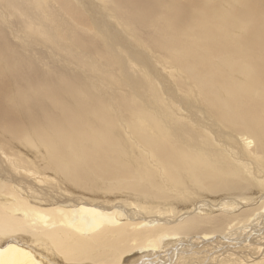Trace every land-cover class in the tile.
<instances>
[{
    "label": "bare ground",
    "instance_id": "1",
    "mask_svg": "<svg viewBox=\"0 0 264 264\" xmlns=\"http://www.w3.org/2000/svg\"><path fill=\"white\" fill-rule=\"evenodd\" d=\"M255 185L264 0H0V264H264Z\"/></svg>",
    "mask_w": 264,
    "mask_h": 264
},
{
    "label": "rangeland",
    "instance_id": "2",
    "mask_svg": "<svg viewBox=\"0 0 264 264\" xmlns=\"http://www.w3.org/2000/svg\"><path fill=\"white\" fill-rule=\"evenodd\" d=\"M3 24H4L5 28L8 30V25L6 23H3ZM19 29L20 30H18V31L22 30L21 27ZM21 32H17V34L25 41L26 44H21V42H16V44H17L16 46L18 47L19 51L23 52V50H22L23 48L28 49V50H35L36 49L35 45L43 47V44L41 42H39L38 40H36V38L33 37L31 34H29L28 32H25V33L24 32L21 33ZM8 33H9V31H8ZM25 45H28V46H25ZM39 51H42L44 54L47 53L46 54V60H47L46 62L49 64V67H52V65L53 66L55 65V66H59L61 68V56H59L58 54H55L56 51H54V50L52 51V49H49V48H41V49H39ZM44 51H46V52H44ZM55 55H57L56 59L53 58V57H55ZM48 60H50V61H48ZM57 62H59V63H57ZM159 73H160L159 76L161 77L162 71ZM182 96H184V95H182ZM191 99H194V98L191 96ZM255 187H258V189L260 191H264V188L260 185H255ZM129 257H131V256H129ZM136 258L137 257L131 258L128 261L129 263H127V264H137L138 260H136L135 262L133 261Z\"/></svg>",
    "mask_w": 264,
    "mask_h": 264
}]
</instances>
